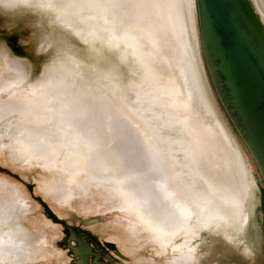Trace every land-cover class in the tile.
I'll return each mask as SVG.
<instances>
[{"label":"bare ground","instance_id":"obj_1","mask_svg":"<svg viewBox=\"0 0 264 264\" xmlns=\"http://www.w3.org/2000/svg\"><path fill=\"white\" fill-rule=\"evenodd\" d=\"M44 1L58 11L67 12L63 16H74L90 32L102 29L112 39V35L116 37L119 33L142 62L140 68L145 74L142 86L145 89L155 88L156 93L150 99L153 103H148L149 107L145 104L148 108L143 109L145 117L140 120L142 126L136 127L133 117L127 115L125 107L118 105L117 101L109 99L100 91L76 86L69 79L65 81L63 72L57 71L49 80L40 105L29 106L30 102L27 105V102L17 101L0 107V121L13 114L21 119H38L34 122L30 119L34 125L22 121L23 124L17 126L14 136L17 158H23L28 163L42 162L61 174L65 180L64 186H57L50 191L53 199L58 197L62 201L68 200L74 195H71V184L83 176L110 185L118 193L116 195L122 206L137 215L145 229L156 234L157 240L164 246L182 234H193L198 228L195 223L199 218L208 220V223L226 220L228 210L223 211L225 207L221 209L215 196L227 197L235 204L239 199L241 182L237 168L238 153L211 102L200 71V66L203 72L205 70L197 44L199 39L195 35L193 14L192 27L187 9L190 0H64L63 4H59L58 0ZM194 1L191 0L193 8L196 7ZM252 2L264 21V0ZM10 64L13 69L10 78L14 83L23 85L27 81L29 67L14 60ZM138 80L137 83H140ZM181 80L184 82L181 83ZM6 83L7 80L0 73V84L4 87ZM167 97L171 103L185 109L192 106V100H197L212 120L210 127L203 121H199V125L205 127L211 137L213 131L216 133L213 143H205L209 149L198 142L195 129L168 120L163 111ZM190 118L193 119V116ZM218 181H221L218 184L220 190L215 189ZM4 186L0 184L1 188ZM210 191L212 194L208 193ZM19 194L11 190L7 197L13 200L19 198ZM10 202H0V264L36 260L40 254L48 251V246L41 239L42 236L30 235L26 227L19 223L20 219L13 217L15 214L11 211ZM223 205H228V202ZM186 241L188 239L182 241V245L181 241L179 244L184 248ZM196 245H191L193 247L187 250L185 257L179 258L175 264H200L203 253Z\"/></svg>","mask_w":264,"mask_h":264},{"label":"rangeland","instance_id":"obj_2","mask_svg":"<svg viewBox=\"0 0 264 264\" xmlns=\"http://www.w3.org/2000/svg\"><path fill=\"white\" fill-rule=\"evenodd\" d=\"M58 1L59 4L64 3V0ZM187 7L192 27L193 14L195 35L197 40L199 39L197 44L205 70L203 72L200 66V71L204 83L207 84L206 88L211 102L238 153L237 168L241 182L240 197L236 200L238 204L227 197L215 196L221 209L225 207L223 211L228 210L226 213L230 216L226 215L228 216L226 220L209 221L210 223H208V220L199 218L195 223L198 228L193 234L189 233V237V234H182L164 246L165 244L157 240L156 234L145 229L137 215L122 206L119 196L116 195L117 192L110 185L101 184L90 177L83 176L71 184V190H73L71 195H74L68 200H63V202L58 197L53 199L50 191L57 186H64L65 180L61 174L46 167L42 162L28 163L23 158H17V145L14 142L17 126L23 123L29 124L31 120L34 122L38 119L33 120L30 117L21 119L17 114H13L0 121V184L6 186L0 187V202L11 201L10 208L15 214L13 217L20 219L19 223L26 227L30 235L42 236L41 239H44L48 246V251L40 254L36 260L21 264H78L80 257L75 255L72 249L78 247V243L72 239L70 229L58 219L74 228H79L88 245L95 252L100 253L97 260L94 256H90L89 260L92 264L95 261L100 264H175L176 261L185 257L187 250L190 251V248L196 245L195 243H197L195 247H200L199 251L203 253V256H200V264H264V181L253 157L215 92L204 62L197 10L195 6L193 8L191 0ZM65 13L67 14L65 11L56 10L44 0H0V73L7 80L6 86L2 87L0 84V107L17 101L27 102V105L30 102L29 106L40 105L45 97L43 95L47 91L49 80L59 71L61 74L63 72L62 76L65 81L69 79L71 82H75L76 86L100 91L109 99L117 101L118 105L125 107L126 114L133 117L137 124L135 126L141 127L140 120L145 117L143 109L146 110L148 105L153 103L151 102L153 100L150 99L156 90L152 87L145 89L142 86L145 83V74H142L144 73L140 68L142 62L134 55L133 47L128 42H124L125 40L121 39L119 33L116 37L112 35V39L111 35L109 36L102 29L90 32L69 13L70 16H63ZM118 36L121 40L117 38ZM115 38L120 41H116ZM110 39L111 41H108ZM13 60L29 67V75L23 85L14 83L10 78L13 70L10 63ZM137 80L140 83H137ZM138 84L141 87H138ZM133 85L137 86L133 87ZM126 87L131 89H126ZM144 89L147 90L148 95L143 91ZM140 92L142 93L139 94ZM120 94L125 96L120 97ZM144 95H146V99ZM143 99L145 100L142 101ZM137 102L139 106L136 104ZM165 102L164 106L162 105L163 111L169 121H177L188 126L191 130L195 129L198 142L202 147L205 143H213L216 133L213 131V137H211V133L199 125V121H203L207 127H210L212 120L197 100H192V106L186 109L177 107L168 100V97L165 98ZM191 116L193 119L190 118ZM177 117L180 119L179 121ZM154 120H157L156 117ZM22 121L24 122L22 123ZM30 124L34 125V123ZM219 137L221 139V136ZM222 141L227 145L225 140ZM205 147L209 149L207 145ZM219 182L221 181L216 183L215 189L220 190ZM94 185L97 186L94 187ZM11 190L17 191L21 196L13 200L9 199L7 196ZM214 191L216 192V190ZM208 193L212 194V191ZM222 201L228 202V205H223ZM231 215L233 217L230 219ZM136 217L137 220H135ZM214 224L218 226L216 227ZM213 226L215 227L213 228ZM137 233L140 235L138 236ZM145 235L148 236L144 237ZM187 239L183 248L181 245L184 242L182 241ZM190 240L191 243H188ZM117 253L127 259H123ZM108 256L115 260H111Z\"/></svg>","mask_w":264,"mask_h":264},{"label":"water","instance_id":"obj_3","mask_svg":"<svg viewBox=\"0 0 264 264\" xmlns=\"http://www.w3.org/2000/svg\"><path fill=\"white\" fill-rule=\"evenodd\" d=\"M195 2L212 85L264 181V21L252 0ZM58 221L70 229L72 239L78 243L76 248L70 246L80 257L78 264H91L90 253L100 257L79 228Z\"/></svg>","mask_w":264,"mask_h":264},{"label":"flooded vegetation","instance_id":"obj_4","mask_svg":"<svg viewBox=\"0 0 264 264\" xmlns=\"http://www.w3.org/2000/svg\"><path fill=\"white\" fill-rule=\"evenodd\" d=\"M93 251H94V250H93ZM94 252H95V251H94ZM90 256H93V255H91V253H90ZM90 256H89V258H90ZM94 257H95V256H94ZM95 258H96V260L99 259V257H95ZM89 261H90V260H89ZM90 263H91V262H90ZM91 264H92V263H91ZM94 264H100V263H98L97 261H95Z\"/></svg>","mask_w":264,"mask_h":264}]
</instances>
